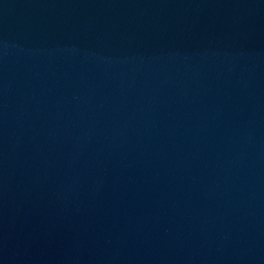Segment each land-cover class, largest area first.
<instances>
[{"label": "water", "instance_id": "1", "mask_svg": "<svg viewBox=\"0 0 264 264\" xmlns=\"http://www.w3.org/2000/svg\"><path fill=\"white\" fill-rule=\"evenodd\" d=\"M0 264H264V0H0Z\"/></svg>", "mask_w": 264, "mask_h": 264}]
</instances>
